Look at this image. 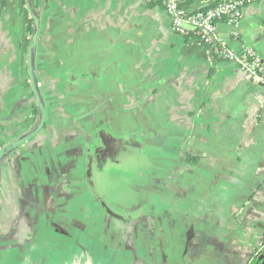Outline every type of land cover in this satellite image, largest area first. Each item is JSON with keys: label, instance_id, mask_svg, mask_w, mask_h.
<instances>
[{"label": "crops", "instance_id": "1", "mask_svg": "<svg viewBox=\"0 0 264 264\" xmlns=\"http://www.w3.org/2000/svg\"><path fill=\"white\" fill-rule=\"evenodd\" d=\"M242 12L218 34L264 61ZM262 259L264 88L158 2L0 0V264Z\"/></svg>", "mask_w": 264, "mask_h": 264}, {"label": "built area", "instance_id": "2", "mask_svg": "<svg viewBox=\"0 0 264 264\" xmlns=\"http://www.w3.org/2000/svg\"><path fill=\"white\" fill-rule=\"evenodd\" d=\"M144 1L161 3L176 34L193 38L209 47L219 59L236 65L242 73L251 77L256 86L264 88V61L259 53L249 47L235 52L218 34V23L226 21L232 28L231 35L235 40L238 39V29L243 19L242 11L246 1L222 0L208 9L197 12L189 11L184 5V0Z\"/></svg>", "mask_w": 264, "mask_h": 264}, {"label": "trees", "instance_id": "3", "mask_svg": "<svg viewBox=\"0 0 264 264\" xmlns=\"http://www.w3.org/2000/svg\"><path fill=\"white\" fill-rule=\"evenodd\" d=\"M30 1H31V3L33 4V2H34L35 0H30ZM244 1H246V3L250 2V0H244ZM247 1H248V2H247ZM218 2H219V1H217L215 4H217ZM246 3H245V4H246ZM215 4H214V5H215ZM184 5H185V3H184ZM214 5H213V6H214ZM33 24H34V23L32 22V25H33ZM189 161H190L191 163H193V162H196V159H195V158H190ZM249 264H253V263L250 262Z\"/></svg>", "mask_w": 264, "mask_h": 264}, {"label": "rangeland", "instance_id": "4", "mask_svg": "<svg viewBox=\"0 0 264 264\" xmlns=\"http://www.w3.org/2000/svg\"><path fill=\"white\" fill-rule=\"evenodd\" d=\"M258 264H264V259H262Z\"/></svg>", "mask_w": 264, "mask_h": 264}]
</instances>
